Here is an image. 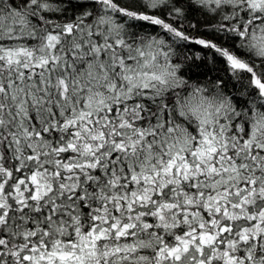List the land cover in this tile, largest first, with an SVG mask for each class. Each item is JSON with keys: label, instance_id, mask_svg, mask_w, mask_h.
<instances>
[{"label": "snow or ice", "instance_id": "1", "mask_svg": "<svg viewBox=\"0 0 264 264\" xmlns=\"http://www.w3.org/2000/svg\"><path fill=\"white\" fill-rule=\"evenodd\" d=\"M0 264H264V0H0Z\"/></svg>", "mask_w": 264, "mask_h": 264}]
</instances>
